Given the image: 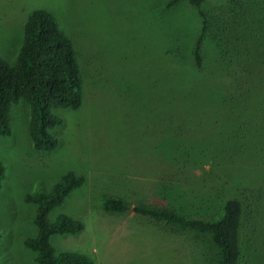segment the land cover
<instances>
[{
    "label": "rangeland",
    "instance_id": "obj_1",
    "mask_svg": "<svg viewBox=\"0 0 264 264\" xmlns=\"http://www.w3.org/2000/svg\"><path fill=\"white\" fill-rule=\"evenodd\" d=\"M169 1L0 0V58L15 61L29 13L45 8L72 37L84 84L81 106L59 113L53 150L33 147L28 106L11 107L10 134H0V264H36L24 243L36 234L35 206L25 198L48 192L69 171L84 183L49 219L62 213L84 227L53 235L56 252L85 254L95 264H216L207 235L132 208L105 212L102 201L117 196L130 207L211 219L237 196L244 201L239 264H264V132L254 126L244 139L235 136L251 110L225 101L226 77L210 40L204 67H194L201 16L185 0L167 7ZM239 1L205 0L202 9L216 15L243 7L240 21L246 15L253 37H260L255 46L264 39V0Z\"/></svg>",
    "mask_w": 264,
    "mask_h": 264
},
{
    "label": "trees",
    "instance_id": "obj_2",
    "mask_svg": "<svg viewBox=\"0 0 264 264\" xmlns=\"http://www.w3.org/2000/svg\"><path fill=\"white\" fill-rule=\"evenodd\" d=\"M180 1L170 0L167 7ZM185 1L195 6L201 16L200 31L191 51L194 67H204L203 48L205 42L210 40L215 45L216 64L223 68L221 71L226 77L222 88L225 101L236 102L243 109L251 110L250 116L242 115L240 133H235V136L242 140L248 131L252 128L255 131L256 127L264 132V39L262 42L256 41L255 46L250 45L259 35L256 39L253 37L251 27H247L246 15H243L244 21H240L239 14L243 12V7H240L241 10H221L216 15H210L202 9L205 0ZM228 1L235 6L240 2ZM241 30L246 34L243 35ZM216 79L220 80L219 77ZM83 95V73L72 37L60 27L52 12L45 8L34 9L24 22L22 42L15 61L8 63L0 58V134H10L11 107L22 101L29 109L28 134L33 147L53 150L59 139L52 131L63 124V117L59 115L61 109H78ZM4 175V165L0 161V188ZM83 183V175L69 171L48 192L26 196L25 200L35 206L33 222L36 234L24 243L34 253L36 264H95L85 254L56 252L51 244L53 235L77 234L83 229L80 221L66 214L49 219L50 212ZM243 204L240 197L227 198L218 216L211 219L189 217L161 206L130 207L117 196L105 197L102 208L105 212H124L132 208L135 213L156 222L207 235L216 248V264H239L243 257Z\"/></svg>",
    "mask_w": 264,
    "mask_h": 264
}]
</instances>
